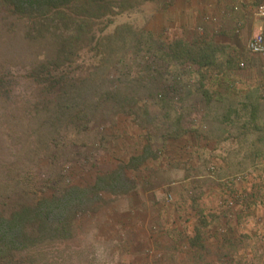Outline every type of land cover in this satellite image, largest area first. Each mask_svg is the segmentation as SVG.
<instances>
[{"label": "rangeland", "instance_id": "obj_1", "mask_svg": "<svg viewBox=\"0 0 264 264\" xmlns=\"http://www.w3.org/2000/svg\"><path fill=\"white\" fill-rule=\"evenodd\" d=\"M177 2L113 0L72 56L0 5V212L115 172L133 187L102 191L22 264H264V58L233 45L240 22L200 23ZM53 88L89 89L75 125L42 111Z\"/></svg>", "mask_w": 264, "mask_h": 264}, {"label": "trees", "instance_id": "obj_2", "mask_svg": "<svg viewBox=\"0 0 264 264\" xmlns=\"http://www.w3.org/2000/svg\"><path fill=\"white\" fill-rule=\"evenodd\" d=\"M112 1L0 0V5L6 9L9 16L18 21L25 19L29 22L26 27V35L29 39L54 37L59 54L72 56L86 39L92 40L90 34L93 21L109 12ZM190 47L192 46L188 47L182 45V42H176L171 49L175 57L178 53H185L188 59L199 65L208 64L206 59L199 55L203 48L192 50L194 47L192 49ZM39 66L41 73L42 71L44 73L49 65L40 63ZM54 83L48 84L54 86L56 84ZM5 88L0 80V89ZM88 90L87 88L80 93L74 89L67 94V99L64 101L63 92H55L53 88L46 93L42 111L46 115L51 112L49 117L56 122H60V119L65 117L68 123L75 125L82 119L87 108H91V105L85 107L83 104L86 97L91 94ZM113 175L97 179L87 189L73 186L64 190L62 195L42 197L36 202L18 201L9 212H0V264H22L17 258L19 251L54 238L68 239L73 231L76 215L88 212L102 191L115 194L131 191L133 188L131 180L125 177L123 172V176L118 175L117 172ZM199 238L201 236L193 238L189 246L194 247L196 242L201 240Z\"/></svg>", "mask_w": 264, "mask_h": 264}, {"label": "crops", "instance_id": "obj_3", "mask_svg": "<svg viewBox=\"0 0 264 264\" xmlns=\"http://www.w3.org/2000/svg\"><path fill=\"white\" fill-rule=\"evenodd\" d=\"M180 1H182V0H179V3L177 2V4L175 6L172 5L173 8L178 7V4H179L181 6V8L178 11H181L184 7H188L187 9H185V13L188 14V16L190 14L195 15V13L196 14L199 13L202 17L200 16L201 18L200 17L197 18V22H200V23L201 22L205 23L204 22L205 20L203 18L206 14L215 15V14L221 13V11H225V10H223L224 8L227 10L232 6L233 3H235L234 0H188L187 2H186V0H184V2H180ZM238 1H240L241 7H247V6L253 7L252 6V3H253L252 0H238ZM169 8H170V6H169ZM171 9H172V7H171ZM253 14H254V11H253ZM251 16L250 15L245 16V13L237 12L234 15V18H231V17L228 18L229 15L224 16V17H220L219 21L221 23L228 25V26L231 24V23L227 22L228 19H234L235 21H238L241 23L242 28L239 29L238 36L234 35L235 41H233V45L236 44L237 50H241L240 48H243V47H245L247 49V43L248 42L244 41V45L242 44L243 39L246 35H250V37H251L252 35H254L256 33H260V32L264 33V20H258L257 21L254 18V16L253 17H251ZM193 18L195 19V16ZM221 20H223V21H221ZM225 21H226V23H225ZM205 24H207V23H205ZM208 24H210V23H208ZM220 28H221V26H220ZM206 32L211 34V32H213V31L211 30V28L209 29V26H208V29L206 30ZM235 84H238V81Z\"/></svg>", "mask_w": 264, "mask_h": 264}, {"label": "built area", "instance_id": "obj_4", "mask_svg": "<svg viewBox=\"0 0 264 264\" xmlns=\"http://www.w3.org/2000/svg\"><path fill=\"white\" fill-rule=\"evenodd\" d=\"M235 3L232 4L230 9H223L225 11H221L219 13L220 17L228 16L230 11H237L238 7H240L241 3L238 0H234ZM238 2V3H237ZM253 7H254V17L258 20H264V0H253ZM204 20L207 22L216 21L215 17L211 14H206L204 16ZM202 30L201 27L198 28ZM247 51L252 56H257L259 58H264V33H256L250 37L247 43ZM240 66L243 67L244 63H240ZM171 198V196H169Z\"/></svg>", "mask_w": 264, "mask_h": 264}]
</instances>
